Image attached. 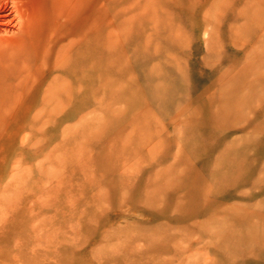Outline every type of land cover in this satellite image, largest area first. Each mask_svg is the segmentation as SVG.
Here are the masks:
<instances>
[{"label":"rangeland","instance_id":"374dc122","mask_svg":"<svg viewBox=\"0 0 264 264\" xmlns=\"http://www.w3.org/2000/svg\"><path fill=\"white\" fill-rule=\"evenodd\" d=\"M79 8L71 92L0 133V264H264V0Z\"/></svg>","mask_w":264,"mask_h":264},{"label":"bare ground","instance_id":"6f19581e","mask_svg":"<svg viewBox=\"0 0 264 264\" xmlns=\"http://www.w3.org/2000/svg\"><path fill=\"white\" fill-rule=\"evenodd\" d=\"M79 3L80 0H0V133L22 104L21 118L26 119L33 106L62 101V95L57 94L64 91L62 74L71 73L85 56L89 58L91 20L81 23ZM50 57L54 62L48 69ZM51 75V84L46 86V77ZM38 117L42 118V112Z\"/></svg>","mask_w":264,"mask_h":264}]
</instances>
